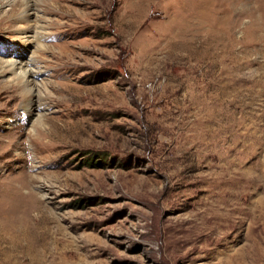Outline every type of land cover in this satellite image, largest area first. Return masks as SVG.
<instances>
[{
    "label": "rangeland",
    "instance_id": "374dc122",
    "mask_svg": "<svg viewBox=\"0 0 264 264\" xmlns=\"http://www.w3.org/2000/svg\"><path fill=\"white\" fill-rule=\"evenodd\" d=\"M24 1L0 0V264H264V0Z\"/></svg>",
    "mask_w": 264,
    "mask_h": 264
},
{
    "label": "bare ground",
    "instance_id": "6f19581e",
    "mask_svg": "<svg viewBox=\"0 0 264 264\" xmlns=\"http://www.w3.org/2000/svg\"><path fill=\"white\" fill-rule=\"evenodd\" d=\"M206 2H208L209 4H214V2H216V3H218L219 6L224 4L223 0H190V2H188V4H187V7L193 8V7L199 6V4L206 3ZM19 9H20V15L21 16H26L27 18L38 17V11L39 10H38V6L35 3H32V2L25 0L23 2V4L21 5V8H19ZM16 10L17 9L15 8L12 10V12H14ZM184 18H186V17H184ZM182 27H184V26H182ZM180 28L181 27H179V29ZM19 30H20V25H19V28L17 31H19ZM174 31H175V27H174ZM20 34L21 35L19 36V42L17 44H14V45H17L19 48V50L17 51V54L19 57L24 55L23 51H25V53L27 52V48L29 45H33V47L35 45V42H33V39L31 38L32 33L30 31L24 29L23 32H21ZM41 36L42 35L38 32L35 35V37H37V39H42ZM6 73H7V76H9V78L7 77V79H6L7 82L17 80V82L21 86V89H22L23 94H24V99L26 101V104H24L23 107H24L25 111H27V114L31 115L32 108H30V105L33 102L32 96H36L37 98H40V88H41V86L38 84V81L36 80V77H38L42 73V71L36 69L35 59L31 58L30 60H27V61H24L22 58L17 59L16 61L11 62L9 64ZM10 76H12L14 78V80H13V78H10ZM40 106H42V105H39L38 108Z\"/></svg>",
    "mask_w": 264,
    "mask_h": 264
}]
</instances>
